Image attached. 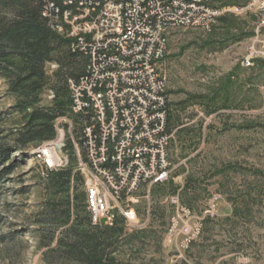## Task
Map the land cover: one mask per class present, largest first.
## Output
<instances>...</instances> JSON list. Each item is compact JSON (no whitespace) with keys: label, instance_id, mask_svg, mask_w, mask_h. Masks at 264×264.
<instances>
[{"label":"rangeland","instance_id":"1","mask_svg":"<svg viewBox=\"0 0 264 264\" xmlns=\"http://www.w3.org/2000/svg\"><path fill=\"white\" fill-rule=\"evenodd\" d=\"M223 1L244 6L249 0ZM256 21L249 13L227 14L208 32H167L158 69L167 81L170 173L162 183L142 184L131 201L120 202L129 217L115 213V220L123 221V233L109 253L118 262L264 264V61L251 68L241 65ZM55 70L46 67L49 76ZM54 97L47 87L39 106L51 105ZM15 102L1 79L2 145L13 146L10 133L21 123ZM67 121L69 112L65 126ZM74 129L78 127L72 124L76 138ZM46 143L13 153L10 161H18V167L0 181V264H73L55 253L60 230L51 243L53 228L40 222L53 203L65 198L46 186L47 174L31 155ZM65 156L68 163L60 169H71L82 181L70 189V199L78 195L85 206L84 154L73 147L68 131ZM77 184L73 178L72 186ZM170 196L201 221L196 240L187 243L180 228L173 227L181 213L168 202ZM211 207L213 218L205 217Z\"/></svg>","mask_w":264,"mask_h":264},{"label":"built area","instance_id":"2","mask_svg":"<svg viewBox=\"0 0 264 264\" xmlns=\"http://www.w3.org/2000/svg\"><path fill=\"white\" fill-rule=\"evenodd\" d=\"M42 1L49 26L69 39L72 51L87 64L82 76L68 81L70 121L65 126V116L57 118L56 140L53 137L31 155L45 172L61 170L68 163V131L73 147L84 154L80 171L85 174L91 224L112 226L115 213L129 217L120 202L131 201L142 184L162 183L170 173L167 81L158 69L167 32H208L227 14H253L257 21L241 63L251 68L264 61V0H249L244 6L217 0ZM72 124L78 127L76 138ZM168 202L181 213L173 227L180 228L187 243L196 240L201 221L179 205L177 196ZM207 216L213 218L212 207L205 210Z\"/></svg>","mask_w":264,"mask_h":264},{"label":"trees","instance_id":"3","mask_svg":"<svg viewBox=\"0 0 264 264\" xmlns=\"http://www.w3.org/2000/svg\"><path fill=\"white\" fill-rule=\"evenodd\" d=\"M43 7L42 0H0V80L8 85L9 94L16 100L13 111L21 116L18 128L10 133L13 146L0 144V181L18 167V161H10L13 153L53 139L54 121L69 112L68 81L79 78L86 69V58L72 51L70 40L49 26ZM52 63L58 68L49 76L46 67ZM47 87L53 89L54 100L40 107V96ZM4 119L5 115L0 123ZM169 122L168 113L171 132ZM46 174V186L65 194L64 200L53 203L40 221L53 228L51 243L55 231L60 230L55 248L58 257L73 264H122L109 252L123 233V221L115 220L112 227L93 226L79 196L70 199V189L82 185L80 177L71 169ZM73 178L78 183L75 186Z\"/></svg>","mask_w":264,"mask_h":264}]
</instances>
